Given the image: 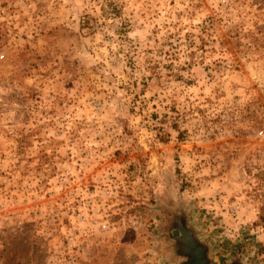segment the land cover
I'll list each match as a JSON object with an SVG mask.
<instances>
[{
	"label": "rangeland",
	"instance_id": "1",
	"mask_svg": "<svg viewBox=\"0 0 264 264\" xmlns=\"http://www.w3.org/2000/svg\"><path fill=\"white\" fill-rule=\"evenodd\" d=\"M177 203L264 264V0H0V264H176Z\"/></svg>",
	"mask_w": 264,
	"mask_h": 264
},
{
	"label": "water",
	"instance_id": "2",
	"mask_svg": "<svg viewBox=\"0 0 264 264\" xmlns=\"http://www.w3.org/2000/svg\"><path fill=\"white\" fill-rule=\"evenodd\" d=\"M172 215L167 226V232L174 235L169 257L176 260V264H241L237 261H227L223 256L212 258L209 247L188 224L187 213L178 203L173 205Z\"/></svg>",
	"mask_w": 264,
	"mask_h": 264
},
{
	"label": "built area",
	"instance_id": "3",
	"mask_svg": "<svg viewBox=\"0 0 264 264\" xmlns=\"http://www.w3.org/2000/svg\"><path fill=\"white\" fill-rule=\"evenodd\" d=\"M262 133V132H261Z\"/></svg>",
	"mask_w": 264,
	"mask_h": 264
}]
</instances>
